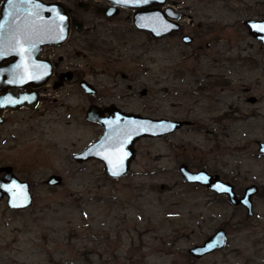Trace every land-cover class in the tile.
Wrapping results in <instances>:
<instances>
[{
    "label": "rangeland",
    "instance_id": "rangeland-1",
    "mask_svg": "<svg viewBox=\"0 0 264 264\" xmlns=\"http://www.w3.org/2000/svg\"><path fill=\"white\" fill-rule=\"evenodd\" d=\"M182 5L192 43L177 33L162 39L136 30L108 35L128 27L125 19L99 24L90 12L85 16L97 31L67 48L98 89V102L192 126L139 139L131 172L112 179L102 161L74 158L103 134L86 118L90 96L78 83L50 91L37 112L13 114L4 129L7 141H0V165H13L31 183L34 198L20 211L6 198L0 202V264H232L264 256V155L258 151L264 46L244 24L250 15L264 16V0ZM134 80L140 82L135 90L148 89L147 97L127 95ZM249 95L258 102H249ZM183 164L220 174L240 196L259 185L254 214L187 183ZM52 174L62 176V184L49 185ZM221 227L229 236L224 249L201 259L189 253Z\"/></svg>",
    "mask_w": 264,
    "mask_h": 264
},
{
    "label": "water",
    "instance_id": "water-1",
    "mask_svg": "<svg viewBox=\"0 0 264 264\" xmlns=\"http://www.w3.org/2000/svg\"><path fill=\"white\" fill-rule=\"evenodd\" d=\"M115 5L120 4L129 8L139 9L134 14V24L141 30L151 32L154 37L179 30V24L168 20L166 15L178 19L180 14H172L167 9L162 12L158 7L167 0H109ZM172 11V10H170ZM115 14L116 13H109ZM71 18L62 3H46L43 0H5L0 10V64L5 60L12 62L0 65V84L6 89L9 86H26L36 79L38 84L45 82L52 74V64L48 60L36 59L41 47L48 43H64L71 28ZM75 23V20H74ZM247 24L251 33L264 42V20H249ZM75 26H77L75 24ZM185 36L183 41H191ZM71 79V76H69ZM82 88L87 93H95L93 86L83 80ZM145 92V91H144ZM31 96V95H30ZM26 96L13 97L7 95L6 103L16 107L26 103ZM257 97L250 96L248 101L257 102ZM97 105L91 106L86 114L88 120L103 126L104 133L82 151L75 153L74 158L79 162L97 159L104 163V171L109 178L126 176L131 171V165L136 158L135 143L143 137H162L171 134L190 121L169 118H154L141 114L116 113L112 117H102ZM258 151L264 155V141H258ZM7 173L0 179V202L7 197V206L11 209H26L32 206L33 196L31 185L15 175L12 167L0 168ZM183 179L189 183L205 186L208 190L218 194L228 195L234 206L243 205L248 214H254L253 197L259 191L257 185L248 186L244 194L239 197L235 186L221 179L219 174H212L205 169L191 170L186 164L180 167ZM118 173V174H114ZM63 178L53 175L47 180L49 185H60ZM228 233L219 228L203 243L196 244L189 249V253L201 259L204 256L226 247Z\"/></svg>",
    "mask_w": 264,
    "mask_h": 264
},
{
    "label": "flooded vegetation",
    "instance_id": "flooded-vegetation-1",
    "mask_svg": "<svg viewBox=\"0 0 264 264\" xmlns=\"http://www.w3.org/2000/svg\"><path fill=\"white\" fill-rule=\"evenodd\" d=\"M43 1H45L46 3H58V2H60L67 9L69 16L71 18V21H72L70 32H69V37L62 44L48 43V44L43 45L41 47V50L39 51V53L36 55L37 60H39V59L48 60L52 64L51 76L45 82H41L42 83L41 85L36 86V85H38V84H35V83H37L36 79L29 82L26 86H21V87L9 86L6 89H2V87H5V86L3 84H0V141L2 143H6V141H7L8 136L4 133L5 132L4 129L10 125V119H11V116L13 114H15L17 112H24V113L37 112L38 110H41V108L43 106V102L45 101L46 95L50 91L53 92V91H59L60 89H66L67 85H70L71 83H75V84L78 83L80 89L82 91H84L88 96H90L88 109L93 105L99 106L100 107L99 110L102 113V117H112L116 113H118V114L125 113L128 115L129 114H131V115L132 114L133 115L134 114L143 115L141 110L128 109L126 107V105H123V104H120L117 102H110V103L109 102H98L95 98V96L98 94V89L90 80L86 79V77L83 76L82 70L78 67V63L76 64V62L72 59L71 52H70L71 49H69L67 47L70 44L78 45L79 44L78 42H80V44H81L82 38H83V42H84L85 38L90 33H93L94 31H97V29H98L97 23L91 22L89 24L90 21L85 16V14H88L90 12L93 13L95 16H97L99 18V24L101 21L109 23L111 21L125 19V21L128 24V27H126V28L121 27V29L117 30L116 33L112 32L111 34L108 33V35L121 34L123 32L128 33V32H132V30H136L138 32H142V33L148 35V37L152 38V39H162L165 37H170L171 35L177 33V34H183L182 35L183 38L185 36H190L192 39L188 43H192L194 41L193 36H191L187 33H184V31H185L184 21L187 20V15H186V12L184 11L185 9H184V6L182 5V0H167L163 5H159V6L155 5V6L150 7L151 9L158 7L162 12H165L167 9H169L168 11L172 14H177V13L180 14V17L178 19L172 18L169 15H166V18L168 20H171V21L179 24V30L172 32L170 34H166L163 37H159V38L154 37L151 34V32L146 31V30H141L135 26L134 14H135V12H137L139 10L137 8H129L126 6H122L120 4L115 5L113 2H111L109 0H43ZM257 6H261V2H258ZM1 7H2V4H1ZM0 10H1V8H0ZM170 10H172V11H170ZM251 10H252V7L248 8L249 13ZM114 12L116 13V15L115 14L114 15L109 14V13H114ZM252 19L253 20H264V16L258 17L256 15H254V16L250 15L249 18L244 21V24L248 28L249 35L253 36V38L257 41V43L260 45V47H263L264 42L262 40L258 39L257 37H255L251 33L250 28L247 24V21L252 20ZM74 20H75V23H74ZM75 24L77 26H75ZM63 48H66V50H64V52L62 54L58 53L59 49H63ZM12 60L13 59L5 60L0 65L10 63V62H12ZM79 66H80V64H79ZM149 70L150 69H147V71H149ZM69 76H71V79H69ZM83 80L89 82L93 86V88H95L96 92L95 93H87L86 90L84 88H82V86H81V82ZM139 84H140V82L138 80H134L133 82L129 83L128 84L129 92L127 95L130 97H134V96H138L140 94L142 97H147L149 94V91L146 87L142 88V90H140V91L139 90L137 91V89L135 90V86L139 85ZM116 86H118V85H116ZM71 87H72V85H71ZM7 95H12L13 97H18V98L21 96H24V97L26 96L27 100H26L25 104L13 107V106H10L8 104H5ZM250 96H253V95H249L248 98ZM257 102H258V100H257ZM88 109H87V111H88ZM87 111H86V113H87ZM90 123H91V121H90ZM92 123L101 126L98 123H95V122H92ZM192 124H193L192 122H189V125H186V126L191 127ZM3 167H12L13 172L15 173L13 165H10V164L0 165V168H3ZM6 173H7L6 170L0 171V179L3 178ZM215 174H218V173H215ZM15 175H16V173H15ZM53 175H55V174H52L51 176H53ZM23 181H27V180H23ZM27 182H29V181H27ZM30 185H31V183H30ZM259 188H260V186H259ZM31 191L33 194L32 185H31ZM210 192L215 194L216 196H224L229 201V198L226 194H218L217 192H213V191H210ZM33 198H34V196H33ZM238 207L245 208L242 205H239ZM14 211H20V210H14ZM210 254H212V253H210ZM210 254H208V255H210ZM232 262L234 264H264V256H243V257H239V259L233 260Z\"/></svg>",
    "mask_w": 264,
    "mask_h": 264
},
{
    "label": "snow or ice",
    "instance_id": "snow-or-ice-1",
    "mask_svg": "<svg viewBox=\"0 0 264 264\" xmlns=\"http://www.w3.org/2000/svg\"><path fill=\"white\" fill-rule=\"evenodd\" d=\"M261 30L264 31V28H262ZM114 174H118V173H114Z\"/></svg>",
    "mask_w": 264,
    "mask_h": 264
}]
</instances>
